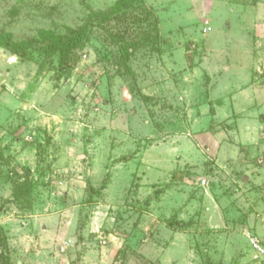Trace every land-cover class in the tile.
I'll use <instances>...</instances> for the list:
<instances>
[{
    "label": "rangeland",
    "instance_id": "1",
    "mask_svg": "<svg viewBox=\"0 0 264 264\" xmlns=\"http://www.w3.org/2000/svg\"><path fill=\"white\" fill-rule=\"evenodd\" d=\"M115 1L0 0L37 40L0 46V264H261L264 0H133L67 55L41 40Z\"/></svg>",
    "mask_w": 264,
    "mask_h": 264
},
{
    "label": "trees",
    "instance_id": "2",
    "mask_svg": "<svg viewBox=\"0 0 264 264\" xmlns=\"http://www.w3.org/2000/svg\"><path fill=\"white\" fill-rule=\"evenodd\" d=\"M133 0H116L113 5L105 10H96L91 13L85 25L75 32L74 37H68L55 34L51 30H40V38L52 47L59 48L64 55L70 53L73 49L80 48L83 44V38L88 31V26L92 23L109 20L110 17L121 11L125 5H129ZM37 40L28 38L21 41L13 39L11 32L0 33V46L9 49L13 53H23L27 48L31 47ZM3 244V242H0ZM6 260V259H5Z\"/></svg>",
    "mask_w": 264,
    "mask_h": 264
},
{
    "label": "built area",
    "instance_id": "3",
    "mask_svg": "<svg viewBox=\"0 0 264 264\" xmlns=\"http://www.w3.org/2000/svg\"><path fill=\"white\" fill-rule=\"evenodd\" d=\"M249 242L252 248L261 256L262 262L264 264V245L262 244L261 240L255 235H250Z\"/></svg>",
    "mask_w": 264,
    "mask_h": 264
},
{
    "label": "crops",
    "instance_id": "4",
    "mask_svg": "<svg viewBox=\"0 0 264 264\" xmlns=\"http://www.w3.org/2000/svg\"><path fill=\"white\" fill-rule=\"evenodd\" d=\"M244 96H241L240 98H243ZM260 103H262V102H260ZM243 105V104H242ZM253 234V233H252ZM253 235H255V236H258V234H256V233H254ZM249 236H250V234L248 235V238H247V240L249 241ZM259 237V236H258ZM259 239L261 240V242H262V244L264 245V241H263V239L261 238V237H259ZM249 244H250V242H249ZM250 246H251V244H250ZM251 248H252V246H251ZM253 249V248H252ZM253 251L254 252H256L254 249H253ZM256 254L257 255H259L257 252H256ZM259 257L261 258V256L259 255ZM261 264H263V262H262V258H261Z\"/></svg>",
    "mask_w": 264,
    "mask_h": 264
}]
</instances>
